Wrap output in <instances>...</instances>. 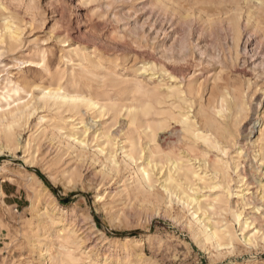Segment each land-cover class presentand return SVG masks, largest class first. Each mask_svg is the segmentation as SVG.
I'll return each instance as SVG.
<instances>
[{"label": "rangeland", "instance_id": "obj_1", "mask_svg": "<svg viewBox=\"0 0 264 264\" xmlns=\"http://www.w3.org/2000/svg\"><path fill=\"white\" fill-rule=\"evenodd\" d=\"M9 81L23 91L18 109H0V264H46L40 250L56 253L58 221L82 264H264L258 237L252 247L205 248L183 224L190 211L163 185L167 159L208 172L203 181L190 175L185 190L221 198L203 202L211 225L241 237L247 229L232 212L244 184L250 204L240 209L264 231V0H0V93ZM59 88L104 108L44 96ZM149 160L157 166L143 182L137 168Z\"/></svg>", "mask_w": 264, "mask_h": 264}, {"label": "bare ground", "instance_id": "obj_2", "mask_svg": "<svg viewBox=\"0 0 264 264\" xmlns=\"http://www.w3.org/2000/svg\"><path fill=\"white\" fill-rule=\"evenodd\" d=\"M9 27H11V26H9ZM89 53L92 54V52H89ZM142 66H144V65H142ZM9 83H11V85L8 86L7 88H5V90L2 93H0V109H5L3 114L11 113L14 110V108L12 107V105L15 106L16 109H18V102H17V100H19V97H18L19 96V92L20 91H23L22 85H21L20 82H18V81H16V82L9 81ZM196 92H195V94H196ZM125 95H127V94H125ZM44 96L48 97V99L51 100L54 104L61 103V104L66 105V106H75L76 103L81 102V103H83L86 106H91V107H94V108L96 106H98L100 109L101 108L102 109L104 108V105H99V102L98 101L90 99V97H88L87 95L70 94V93H67L65 91H61L60 88L54 90L53 92L46 91V92H44ZM218 98H219V96H218ZM214 100H215V98H214ZM257 100H259V99H257ZM123 107H124V109L126 111V114H130V115L132 114V115H134L136 113V107L133 104L125 105ZM236 109H238V108H236ZM216 112H217L216 114L220 113L221 112V109H219ZM19 114H20V112L18 113V115ZM144 117H145V115H144ZM224 118H225V116H224ZM15 121H16V116L15 115H14L13 118H11V120L7 121V124H6L5 129H4V135L6 137H8V138H11L13 136L12 131H11V125L12 124L14 125V122ZM116 121L118 122V120H116ZM120 121H122V120H120ZM177 121H179L180 123H182L183 125H185V127H187V128L190 126V123H189L190 117L186 113H184V114L180 113L179 114V119ZM91 122H93V121L91 120ZM86 123H88V122H86ZM124 123L125 122H123V126H124ZM255 124H256V121H254L253 124L249 127V131H250L249 134H251L253 132ZM92 125H90V126H92ZM125 126H126V124H125ZM181 128H182V126H181ZM169 129H172V127L169 128ZM144 130L145 131H148V133H152L151 125L150 124H146L144 126ZM231 130H232V126H231ZM116 131H117V129H116ZM187 131H189V130H187ZM109 132H110V129H109ZM113 133H114V131H113ZM192 133H193V135L195 137L201 138L203 140V142H206V143L207 142H210L209 136L207 134L203 133L202 131H199L197 128H193V132ZM237 134H238V132H237ZM72 135H73V139L76 140L79 144H85V140L84 139H78L75 136V134H72ZM156 135H155V137H156ZM239 141H241V140H239ZM135 148H136V146H134L132 142H129V144H128V151H127L126 154H127V156L130 159H133V154L135 153ZM2 149H3V144L2 145L0 144V155H1ZM142 150H143V148L139 144V151L142 152ZM234 153H236V152L234 151ZM252 158L254 159L255 157H252ZM195 160H197V159H195ZM255 160H257V159H255ZM257 162H258V164H257L258 167H260V166L261 167H264V156L259 155V159L257 160ZM257 162L255 161V163H257ZM166 165L168 166V171H167V176L163 180L164 189H165V191L169 195H174V197L177 199V201H179L181 203L182 207H186L187 208V211H190L188 218L186 219V221L183 224L189 229V231H191L193 233V236L194 237H198L199 238L200 243H202V245H204L205 248H207L208 246H211V245H215V247L227 246L229 248H232V247H234V243L237 242V241L243 242V244L246 247H252V246H254V242H255V240H256L257 237L261 241L264 242V231L261 230L259 227H257V226L254 225L252 216H246L245 214H243L242 210L240 209V208H244L245 205L250 204L249 203L248 188L246 187V185H244V184L243 185H240L239 188H238V191H236L234 193L235 196H236V198H237V200H239V206H238V208H235V210L232 212V217L238 223V225L240 226V230H241L242 233L246 229H247V232H248L247 234H242L241 237H238L236 235V233H235V230L233 231V229H231L226 223H224V225H219V226L218 225H211V223L209 221V217L206 215V211L202 207L203 206V202L205 203V207L206 206H212V205L215 204L216 201L217 202H220L221 201V198L209 200L208 197H206L205 195H203L202 196V200H201L196 195L192 194L191 192L189 193V192H187V190H185V187H188L189 190H191L190 189V175H192V177H194L195 179H198L200 181H203V180L206 179V176H207L206 173H208V172H206V171H204V172L200 171L199 172L198 169H197L198 171L197 170L192 171L189 168L183 169V166H182L181 162H179L177 160H169V159H167ZM255 165L256 164H254V166ZM156 166H157V164L154 163L153 160L152 161L151 160L145 161V163L143 162L142 164H140L138 166L137 171H138V173H140V176H141V179H142L143 182L144 181L146 182V181L150 180V172L152 171V168L153 167H156ZM196 168H197V166H196ZM260 168H255V170L256 169H260ZM255 172H258L259 173L260 171H257L256 170ZM259 174H262V172L259 173ZM220 175H221V173H220ZM263 176H264V174H263ZM41 192H42L41 193L42 195L43 194L44 195H47L48 198H50L54 202V206H57V205L58 206H62V205H60L56 201V199L53 197L52 193L47 189V187H41ZM262 193L264 195V189L262 190ZM260 194L261 193L259 191V195ZM98 198L101 199L102 197L99 196ZM253 209L256 212L259 211V207L258 206H256V207L254 206ZM50 210L44 208V210L42 211V213H43L44 216H46V219H49L51 222H55V220H53L51 218V216H50L52 214V211H54V210L53 209H50ZM61 219L64 220V218H62V217H61ZM58 222L62 226L59 229L60 232H62V234H58L57 237H56L58 239V243H57L58 244V247H57L56 253H54L53 256L49 257V254L50 253H49V248H48L47 244H45L43 246V248L40 250L41 255L44 256V259L46 260V264H82V262L80 261L79 255L77 257L76 254L74 253L75 252V249H76L75 246L72 244V242H70L68 240L69 233L67 232V230L64 227L65 224L63 223V221H58ZM55 225H57V224H55ZM122 238H124V240H127L128 237H122ZM39 242H40V240L39 239H36V241L34 242V245L36 247H38L39 246ZM260 243H262V242H260ZM252 260H256L255 257ZM107 263L108 262L104 261L103 264H107ZM229 264H232V263H229Z\"/></svg>", "mask_w": 264, "mask_h": 264}]
</instances>
